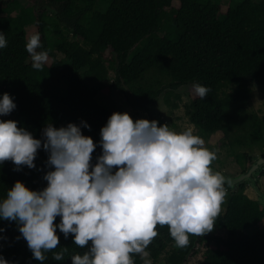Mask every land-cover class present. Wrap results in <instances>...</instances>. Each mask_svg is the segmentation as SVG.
<instances>
[{"label":"trees","instance_id":"1","mask_svg":"<svg viewBox=\"0 0 264 264\" xmlns=\"http://www.w3.org/2000/svg\"><path fill=\"white\" fill-rule=\"evenodd\" d=\"M99 1L46 0L56 14L51 17L41 10L31 21L23 10L21 16L11 17L19 0H0V32L7 41V47L0 49V99L8 93L17 105L0 118L17 121L36 139H43L48 124L60 128L75 123L97 144L94 165L103 151L100 131L113 114L96 100L111 67L114 88L126 97L128 106L150 113L155 100L166 93V105L177 110L181 96L174 92L200 84L211 91L204 99H194L186 112L201 138L222 132L232 149L264 144V119L248 108L252 88L264 90V0H230L226 11L220 0H176L178 8L173 7L174 0H110L105 12L97 10ZM33 22L43 45L39 51L49 55L42 70L32 67L26 51L25 28ZM66 31L83 42L70 41ZM82 122L91 129L82 127ZM48 155L43 148L38 150L35 169L24 166L15 171L11 161L0 164V202L17 181L33 191L46 188ZM236 159L242 166L252 162L248 154ZM232 189L225 212L215 218L226 237L189 234V245L181 249L175 247L169 226L157 225L158 236L145 249L150 259L186 264L196 254L199 238L198 244L207 242L201 264H264V230L256 229L264 223V209L245 194L244 184ZM60 221L58 216L54 223ZM0 229H4L0 256L9 264H72L71 256L82 255L92 244L80 248L73 235L65 239L57 228L60 243L52 251L67 247L68 252L62 261L48 252V259L41 262L34 259L16 222L0 219ZM131 255L134 264H143L140 254Z\"/></svg>","mask_w":264,"mask_h":264},{"label":"clouds","instance_id":"2","mask_svg":"<svg viewBox=\"0 0 264 264\" xmlns=\"http://www.w3.org/2000/svg\"><path fill=\"white\" fill-rule=\"evenodd\" d=\"M5 47L0 32V49ZM42 47L39 33L28 37L26 51L36 70L49 60L47 51H39ZM210 91L194 85L201 99ZM16 107L4 93L0 116ZM158 124L134 121L127 112L113 113L100 131L103 151L93 165L97 144L75 123L60 128L48 124L43 139H36L17 121L0 120V164L11 161L15 171L24 166L35 169L43 148L50 169L43 177L47 181L43 190H30L17 181L0 202V219L17 223L34 259L41 262L48 259V252L56 261L64 260L68 252L67 247L52 251L60 243L57 228L65 239L73 235L80 248L91 241L82 255L71 256L72 264H134L131 254L152 264L145 249L158 236L157 225H168L175 247L181 249L189 245V234L212 232L227 195L223 176L210 167L216 154L204 147L192 128L176 133L168 124ZM82 127L91 129L87 122ZM0 264L9 261L0 256Z\"/></svg>","mask_w":264,"mask_h":264},{"label":"rangeland","instance_id":"3","mask_svg":"<svg viewBox=\"0 0 264 264\" xmlns=\"http://www.w3.org/2000/svg\"><path fill=\"white\" fill-rule=\"evenodd\" d=\"M222 3L223 10L226 11L228 8V4L230 0H220ZM256 2H260L261 0H255ZM46 0H19L20 7L14 10V13L11 17H18L21 16L23 11L27 13L31 21H35V17L41 13V10L48 11V13L53 17L56 14V11L53 10L51 7L46 5ZM110 4V0H100L97 5V10L99 12H105ZM173 7L178 8L179 3L174 0ZM34 9L36 15L32 10ZM23 10V11H22ZM64 24L62 25V27ZM26 31L28 36L32 34L38 33V28L36 23H31L26 26ZM65 30V29H64ZM70 41H79L83 42L82 38L76 37L73 35L72 32L66 31ZM161 36L164 34H160ZM59 59H64V55L59 53ZM111 58V55L107 54V58ZM116 80L115 69L110 67V73L108 75V79L103 84L102 90L96 97V100L106 107H108L113 113L120 112L125 113L127 112L130 114L132 119L139 120V119H147L149 121L157 119L159 124L158 126H163L164 124H168L169 129L176 133H182L183 131L187 130L188 128H192L193 134L199 136V131L196 127L190 123L189 118L186 112V106L190 105L191 102L198 98L194 92V84H189L186 86L181 87L179 90L175 91V95L181 96L180 107L177 110H173L168 107L164 101V96L166 93H163L159 98H157L152 106L151 112H146L139 108H132L128 106L126 97L117 89L114 88ZM230 92V88L227 89ZM249 110L256 112L260 117L264 119V90L261 87L254 86L252 88V97L248 105ZM0 120H4L5 118H0ZM200 137V136H199ZM203 139V138H202ZM204 140V147L208 150L215 152L216 159L212 161L210 167L216 168L217 170L223 172L228 176H238L244 172V169L247 168L252 164V162L262 155H264V144L257 145L253 144L248 147H236L234 149L230 148L228 145L224 134L222 132H218L211 136L208 140ZM248 154L252 162L247 163L244 162V166L237 162V156ZM260 172L264 174V167L255 173L254 177L257 178V182L255 187L249 183L248 181L243 182L242 184L245 185V194L253 200H256L260 203L262 209H264V177H261ZM224 189L226 190L227 195L224 198V202L221 205V211L219 214H222L226 210V201L233 192V189L230 188L228 185H223ZM237 187L234 188V190ZM255 227L251 228L254 229ZM256 229L264 230V223L258 225ZM255 232V231H251ZM211 236H219V237H226L227 232L225 230L219 229L214 220V229L212 232L205 234L204 236H200L201 238L211 237ZM207 250V242H202V244H198L196 248V254L188 260L186 264H201L203 254ZM166 255L162 257L164 258ZM161 262H153L152 264H160Z\"/></svg>","mask_w":264,"mask_h":264},{"label":"water","instance_id":"4","mask_svg":"<svg viewBox=\"0 0 264 264\" xmlns=\"http://www.w3.org/2000/svg\"><path fill=\"white\" fill-rule=\"evenodd\" d=\"M155 120L158 121L157 119H155ZM263 167H264V157H260L256 161L253 162L251 167L246 172H244L238 176H235V177L228 176V175L224 174L223 172L217 170L216 168L211 167V169L214 173L219 172L223 176L224 185H228L230 188H235L245 181H248L249 183H251L255 187L254 175L259 170H261ZM198 241H199V238L196 241L195 246L198 245Z\"/></svg>","mask_w":264,"mask_h":264},{"label":"flooded vegetation","instance_id":"5","mask_svg":"<svg viewBox=\"0 0 264 264\" xmlns=\"http://www.w3.org/2000/svg\"><path fill=\"white\" fill-rule=\"evenodd\" d=\"M261 157H264V155H262ZM260 158V157H259ZM257 160V159H256ZM256 160H254V161H256ZM253 161V162H254ZM253 162H252V164H253ZM251 164V165H252ZM251 165L250 166H248L245 170L247 171L250 167H251ZM246 171H242V172H246ZM260 171V170H259ZM263 172H260V175H261V177H264V174H262ZM255 178V177H254ZM258 180H257V178H255V184H256V182H257ZM242 184V183H241Z\"/></svg>","mask_w":264,"mask_h":264}]
</instances>
